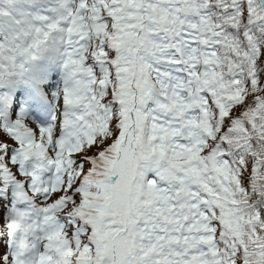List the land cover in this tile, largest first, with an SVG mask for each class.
Masks as SVG:
<instances>
[{
  "label": "snow or ice",
  "instance_id": "1",
  "mask_svg": "<svg viewBox=\"0 0 264 264\" xmlns=\"http://www.w3.org/2000/svg\"><path fill=\"white\" fill-rule=\"evenodd\" d=\"M0 264H264V0H0Z\"/></svg>",
  "mask_w": 264,
  "mask_h": 264
}]
</instances>
